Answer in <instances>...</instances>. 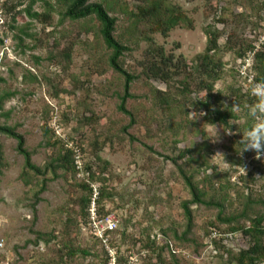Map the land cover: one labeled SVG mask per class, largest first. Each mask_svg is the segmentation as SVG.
<instances>
[{
  "label": "rangeland",
  "instance_id": "374dc122",
  "mask_svg": "<svg viewBox=\"0 0 264 264\" xmlns=\"http://www.w3.org/2000/svg\"><path fill=\"white\" fill-rule=\"evenodd\" d=\"M31 1L0 0V95H10L2 103L0 124L13 126L23 135L31 161L44 173L27 171L23 175L24 158L16 150V140L0 133V264H104V250L90 237L86 225L66 223L68 217L77 218L75 201L83 193L77 185L81 176L74 178L61 169L55 174L51 171L48 163L62 143L47 145L49 138L70 139L69 147L80 138L86 149L82 163L90 160L87 149L93 141L99 146L105 143L99 155L108 165L104 177L93 183L92 198L99 197L101 184L111 194L103 203L117 211L120 222L110 239L124 260L131 252L143 251L147 254L142 264H149L158 250H150L144 243L155 239L157 245L169 240L187 251V258L175 255L178 264H225L207 244L205 229L211 223L225 229L237 223L247 225L249 218L264 216V154L241 152L240 144L254 124L248 111L256 103L245 95L242 104L233 101V89L243 85L235 73L236 50L263 34L264 0H212V7H218L216 13L208 8V0H168L187 13L193 28L178 26L166 37L151 34L153 44L163 47L166 55H174V61L177 58L188 65L192 88L199 82L192 66L206 45V27L220 29L222 48L216 59L222 70L214 89L221 92L217 104L233 117L226 125L209 124L204 113L193 107L196 94L179 91L176 77L169 84L148 79L141 70L149 42L135 34L128 42L131 50L123 57L124 68L138 77L131 84L132 97L126 101L135 119L127 129L124 126L130 118L117 109L122 78L108 64L110 52L97 32L96 20L61 18L63 10L55 0H48L54 9L49 22L43 23L24 12ZM123 1L130 9L136 5L135 0L118 3ZM31 9L43 13L46 6L33 0ZM110 14L117 18L116 36L123 37L129 20L117 11ZM26 24L30 36L20 31ZM227 37L230 51L223 48ZM154 88L163 93L170 88L172 106L155 98ZM87 117H91L89 124ZM258 120H264V112ZM45 125L53 133L46 136ZM186 149L189 153L181 156ZM172 158L205 193L203 199L216 204L190 203V227L182 203L192 195ZM75 163L81 166L79 159ZM44 182L45 190L37 202L36 191ZM219 209L223 217H234L230 224L218 220ZM229 245L247 247V240L237 237ZM68 247L85 249L88 254L67 255ZM166 251L164 256L172 259Z\"/></svg>",
  "mask_w": 264,
  "mask_h": 264
},
{
  "label": "trees",
  "instance_id": "16d2710c",
  "mask_svg": "<svg viewBox=\"0 0 264 264\" xmlns=\"http://www.w3.org/2000/svg\"><path fill=\"white\" fill-rule=\"evenodd\" d=\"M46 6V11L43 13H38L32 11L31 3L24 9V12L29 18L39 20L40 22L46 23L50 20V12L54 9V6L48 0H40ZM134 1V0H132ZM136 5L132 9L129 8L130 4L127 1H123L120 4L118 0H102L99 2H92L90 0H55V3L63 10L61 12V18H68L70 20H80L87 18H94L97 22V32L101 36L102 41L106 48L109 50L108 55V64L109 66L116 71L122 78V93L119 94V103L117 109L123 114L129 116V123L127 126H124V129H127L129 126L134 124V114L131 110L126 107L127 99L132 97L131 93V84L137 75L130 73L127 69L124 68V55L131 50L130 45L128 44L129 40L135 35L138 34L140 38H144L149 42L147 47L144 60L142 62L141 72L147 76L148 79H155L169 84L170 81L175 78L178 83L181 85L179 91L189 92L196 94V100L193 103L195 110H200L204 113V118L209 124L221 123L228 124V119L232 118L233 115L230 111L224 110L218 105V101L221 97V92L214 89L215 83L220 78V71L222 70V64L219 59H216L218 51L222 48L219 44V39L221 37V30L218 29L215 25H209L206 27V45L203 51L197 54L194 58V65L192 70L197 73V78L199 82L195 87L190 88L192 85L191 77L192 73L187 71V64L185 62H179V59L176 58L174 61V55H166L163 47L153 44L151 34L159 33L162 36H168L169 32L178 26H184L188 29L193 28V21L184 12L178 5L169 3L168 0H135ZM212 0L207 1V6L209 9L217 11L218 7L215 5L213 8L211 2ZM220 8V7H219ZM117 11L126 15L129 20L128 32H125L123 37L116 36V15L113 16L110 13ZM210 14V13H209ZM222 19L217 20L219 22ZM28 25H25V28H21L20 31L22 34L30 36L26 30H28ZM140 27V28H138ZM85 29L92 31V28L85 27ZM227 43L223 46L226 50H232V47L229 45L230 38L227 37ZM254 41L248 39L246 46H238L236 50L237 53V67L235 73H237V78H241L243 85H241L242 94H239L241 89H233V101L236 103H243V96L245 95L250 102H255L262 104V100L259 97H253L254 95L249 94L251 87H254L258 83H264V46L260 47L253 56L251 71L255 74L253 81H248L247 77H243L240 74V67L244 62L245 57L249 52L254 50ZM262 49V50H261ZM70 52L64 53L66 57H69ZM53 57V56H51ZM239 78V79H240ZM173 80V81H174ZM191 82V83H190ZM155 91L154 97L161 100L164 105L167 107L172 106V103L175 102L174 99H170L167 89L164 93L168 95L169 98L164 96V93L159 89H153ZM9 93H3L0 95V109L2 108L3 101L8 98ZM217 104V105H216ZM170 109V108H169ZM263 115V114H262ZM91 117H87L86 121L89 124ZM90 121V122H89ZM252 123V121H251ZM252 126V125H250ZM53 131V130H52ZM47 125L44 126V134L47 136L50 133H53ZM0 133L5 134L16 140V150L24 158V167L23 175L27 171H32L36 175H41L44 171L36 166L31 161V153L24 147V137L22 134L18 133L13 126L0 124ZM133 138V137H132ZM70 139H61L52 141L50 138L46 141L47 145L57 146L61 144V149L52 156L48 166L51 167V171L55 174L58 169H61L67 173H70L74 178L76 176L80 177L81 180L77 181L78 187L82 190V195L75 201V204L78 206L77 218L68 217V225H86L88 226L89 220V206L94 194V185L93 183L97 180H101L104 177V173L108 162L102 159L99 155V152L105 146V143L102 146L96 141H93L89 145L90 160L86 163H82L84 159V149L80 138H77L75 141V146H68ZM77 149L81 153V157L76 155ZM92 147V148H90ZM1 148V146H0ZM188 154L189 150H185L181 153ZM78 157V158H77ZM1 158V153H0ZM81 161V166L76 165V160ZM172 162L178 166L179 170L184 173L181 166L178 165L176 159L172 158ZM97 169V171L95 170ZM80 174V175H79ZM184 180L187 186L190 189L192 199L190 201H184L182 207L184 209V215L187 218V226H191V210L189 204L192 203H204L207 205H216L212 201H205L203 199L205 193L201 192L198 187L193 183L191 178L185 173L183 174ZM45 190V182L41 187L36 191L35 199L38 202L40 200L39 194ZM111 194L106 191V188L101 184L99 189V197L96 198V204L98 209V214L104 216L113 210H109L105 207L103 203V198L110 197ZM264 204V202L262 203ZM218 207H221L220 204H217ZM34 208V207H33ZM35 210V209H34ZM33 210V211H34ZM222 210L219 209L217 218L221 222H226L228 224L234 219V217H223ZM120 222V218H119ZM117 231L108 232L107 235L111 237ZM213 231H216L218 236L214 237L211 235ZM90 233V231L88 230ZM228 234L235 235L237 237L247 240V247L238 248L231 247L229 244L233 240L228 237ZM237 236V237H236ZM37 237L42 239L41 233H37ZM90 237L94 239L104 250V264H109L108 257L103 245L100 242V238L93 236L90 233ZM204 237L207 240V244L211 246L213 252L217 257L225 262V264H261L264 262V216L259 214L255 215L252 218H249L247 225L234 224L229 225L226 229L217 226L216 223H211V225L205 229ZM234 239V240H235ZM169 242L167 241L164 245H157V241L152 239V241L147 240L144 243L145 247H148L150 250H158L153 260L149 261V264H178V260L175 258V254L168 250ZM173 243V242H172ZM205 244V243H204ZM114 245V244H113ZM176 247V245L173 243ZM115 246V245H114ZM118 251L117 263L124 264L125 260L120 256L118 247L115 246ZM164 250L168 251L167 254L172 255V259H168L164 256ZM82 252L88 254V251L85 249H74L73 247H68L67 255H74L76 252ZM166 251V252H167Z\"/></svg>",
  "mask_w": 264,
  "mask_h": 264
},
{
  "label": "built area",
  "instance_id": "2783aa9c",
  "mask_svg": "<svg viewBox=\"0 0 264 264\" xmlns=\"http://www.w3.org/2000/svg\"><path fill=\"white\" fill-rule=\"evenodd\" d=\"M264 43V32L258 38L257 41H254V50L252 52H249L247 56L244 59V62L242 63L240 67V74L243 75V77H247L248 81H253L255 74L251 71L250 67L252 64V56L253 54L260 49L261 45ZM89 220H88V226L87 229L90 231V233L100 238V242L103 245L109 264H116L117 263V257H118V251L117 248L113 245L112 240L107 235L108 232L114 231L119 226V215L117 211L113 210L109 212L108 214L104 216H100L98 214L97 204H96V197H94L91 200L89 209ZM212 236L217 237L218 234L216 231H213L211 233ZM228 237L231 238L233 241L235 239V235L228 234ZM237 237V236H236ZM3 243L1 242L0 245ZM168 250L175 254L176 256L181 257H188L187 251L181 250L173 245L172 242H169V248ZM146 252H140L139 254L131 252L127 256V260L124 264H142V258L146 257ZM162 264V263H157Z\"/></svg>",
  "mask_w": 264,
  "mask_h": 264
},
{
  "label": "clouds",
  "instance_id": "9594fccd",
  "mask_svg": "<svg viewBox=\"0 0 264 264\" xmlns=\"http://www.w3.org/2000/svg\"><path fill=\"white\" fill-rule=\"evenodd\" d=\"M251 94L264 100V83L256 84L251 90ZM264 112V104H254L249 107L248 116L254 121L248 130V136L242 137L241 152L254 151L257 156L264 154V120H258L259 113Z\"/></svg>",
  "mask_w": 264,
  "mask_h": 264
}]
</instances>
